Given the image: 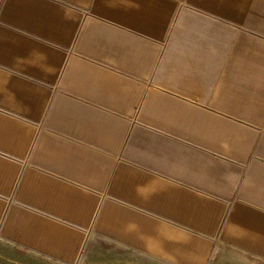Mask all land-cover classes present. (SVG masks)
I'll return each mask as SVG.
<instances>
[{
	"label": "crops",
	"instance_id": "obj_1",
	"mask_svg": "<svg viewBox=\"0 0 264 264\" xmlns=\"http://www.w3.org/2000/svg\"><path fill=\"white\" fill-rule=\"evenodd\" d=\"M0 264H264V0H0Z\"/></svg>",
	"mask_w": 264,
	"mask_h": 264
}]
</instances>
